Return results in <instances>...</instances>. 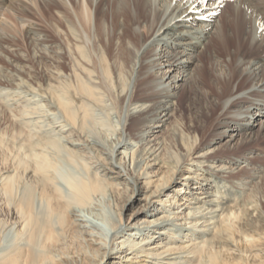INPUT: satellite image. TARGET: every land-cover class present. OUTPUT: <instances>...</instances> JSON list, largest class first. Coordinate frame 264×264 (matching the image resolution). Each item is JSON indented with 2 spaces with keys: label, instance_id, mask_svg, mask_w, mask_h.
Returning <instances> with one entry per match:
<instances>
[{
  "label": "bare ground",
  "instance_id": "bare-ground-1",
  "mask_svg": "<svg viewBox=\"0 0 264 264\" xmlns=\"http://www.w3.org/2000/svg\"><path fill=\"white\" fill-rule=\"evenodd\" d=\"M0 16V264H264V0H0ZM182 85L206 95L202 134ZM61 147L85 176H63ZM107 191L112 238L84 243L74 207Z\"/></svg>",
  "mask_w": 264,
  "mask_h": 264
},
{
  "label": "rangeland",
  "instance_id": "rangeland-1",
  "mask_svg": "<svg viewBox=\"0 0 264 264\" xmlns=\"http://www.w3.org/2000/svg\"><path fill=\"white\" fill-rule=\"evenodd\" d=\"M0 19H1V16H0ZM44 24L46 25L45 22H44ZM24 41L23 42L20 41V44H21L20 50L21 49H24V50H22V51L19 50V51L21 54H24V55L26 54L25 57H26V59L28 58L27 59V61H28L27 64L29 63L28 66H30V68L33 70H35V69L37 70L39 67V64L42 65L43 61L41 62L40 58H36V57L34 59L33 51L36 49L34 48L33 45H31L30 43L27 42L28 39L27 40L25 39ZM29 55H30V57H29ZM17 57L20 58L21 56L19 55ZM203 59L206 60L205 65H206V68L209 69V72L211 70H213L214 69L213 64H210L209 56L207 53H205V55H203ZM35 60H37L38 63ZM0 64L5 65V63L3 61H0ZM36 64H38V65H36ZM181 93H182V96L180 98V110H179V112L181 111V113H182V118H183L184 123L186 124V126H188L190 128L198 129L199 134H202L207 127L205 125L208 124V122L206 121L207 101H206L205 93H203V92L201 93L200 90H197L194 87H188L187 85L181 86ZM29 97H31V96H29ZM0 98H2L1 95H0ZM13 102L14 101L10 102L12 105L11 108H15L17 106V104H19V106L24 104V102L20 103V101L14 102V103ZM48 109L49 108H47L46 110H48ZM1 113L2 112L0 110V117L3 115ZM52 118H53V116L48 114L47 116H45V118H43L41 120L42 121L41 125L43 126L42 130L49 128L48 123H50L52 121ZM5 120L8 123V121H7L8 119H5ZM34 121H35V119H33V122L29 125L24 123L25 124L24 129H26L27 132L28 131L32 132L36 128L33 124ZM211 121H213V120H211ZM43 122H44V125H43ZM7 123H5L4 125L9 126L10 122H9V124H7ZM26 125H28V127ZM208 125H210V124H208ZM211 127H212V129L216 128L215 124L212 125ZM7 128H9V127H7ZM24 136H25V133L23 134V136L20 137V140L24 141L25 140ZM259 136H264V133L260 134ZM213 138H214V136H212V135L207 136V139L211 140ZM263 140L264 139L262 137L257 142V144H255V146L260 148L261 150H264ZM66 142H67L66 139H63V144H66ZM68 146H69V144H68ZM61 149L62 150L64 149L63 152H62V150L60 152V153H62V157L60 159L61 160L60 164L62 166L60 165L61 166L60 170H61L62 174H65L63 176H66V177L69 176V178H75V179H79V177L81 178L82 176H85V170H84V168H82L83 166L81 165L82 163L79 162V159H73L72 158V160H71V158L69 157L70 155H69V153L67 154L65 148L61 147ZM85 151L87 152L88 150H85ZM85 151H83V153ZM67 155H68V157H67ZM105 156L106 155H104V157ZM64 158H66L65 162L63 160ZM75 161L78 165L75 163ZM72 162H74V163H72ZM70 163H72V164L70 165ZM191 175L195 176V173H191ZM62 185L65 186L64 182H62ZM174 185H175V188L181 187V183L179 181L177 183H175ZM122 187H123V185H122ZM105 194L106 195H104V194L100 195L96 199L95 203H93L91 206H88V207H86V206L85 207H83V206L77 207L76 206V207H74L73 213L75 215V218L77 219V222L80 223V225H81V227H80L81 236L80 237L82 238L84 243H86L87 240H90V241L98 240L97 242H104L106 240V242H109L108 240H110L112 238L113 231H111L112 230V229H110L111 227L109 228V226H110L109 222H112L113 220L118 219V217H117L118 211H117L115 198L113 197L111 192L107 191V193L105 192ZM226 194L231 196V197H234V194L232 193V191L227 190ZM162 197H164V198L168 197V191L165 192V194ZM99 198H100V200H99ZM141 198H143V192L136 193V195L132 199V202H130V204L126 208V211L124 213V218L128 219L133 212H135L136 210H139V208L141 207L142 204H145V201L140 200ZM168 200H170V199H168ZM169 204H170V202H168V205ZM108 218L111 219L112 221H109ZM14 241H15V232L11 231L7 234L6 239L2 245L4 250L11 247L14 244ZM114 261L116 262V260H114ZM107 264H114V263H107Z\"/></svg>",
  "mask_w": 264,
  "mask_h": 264
}]
</instances>
